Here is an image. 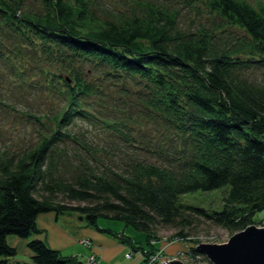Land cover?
Listing matches in <instances>:
<instances>
[{
    "label": "trees",
    "instance_id": "16d2710c",
    "mask_svg": "<svg viewBox=\"0 0 264 264\" xmlns=\"http://www.w3.org/2000/svg\"><path fill=\"white\" fill-rule=\"evenodd\" d=\"M203 4L214 14L212 21L185 32L178 27L179 9L169 1H145L141 12L112 22L99 17L87 0H43L35 12L27 11L23 0H0V41L15 33L28 49V41L44 42V57L55 66L49 76L63 81L49 90L56 106L43 115L25 111L50 121L38 140L15 153L0 151V264H29L13 259L9 235L27 239L33 264H82L30 237L41 232L35 222L39 213L77 212L86 225L119 234L146 260L158 248L159 227L176 229L171 236L189 244L185 251L201 254L189 237L200 224L233 233L264 208V71L262 82L241 73L250 64L264 65V6L245 0ZM225 26L240 28L243 40L223 44L220 39V45L214 31ZM245 46L250 55L241 57ZM105 81L119 87L115 99L102 104L111 107L99 121L113 125L120 105L122 110L135 106L128 114L157 121L170 145L161 161L147 157L145 148L140 159L108 160L117 165L112 167L69 129L77 118L93 122L84 104L103 95ZM67 139L86 156L70 177H56L48 154ZM223 185L228 189L217 211L180 201L184 193ZM99 217L143 232L148 247L136 248L122 232L100 227Z\"/></svg>",
    "mask_w": 264,
    "mask_h": 264
},
{
    "label": "rangeland",
    "instance_id": "374dc122",
    "mask_svg": "<svg viewBox=\"0 0 264 264\" xmlns=\"http://www.w3.org/2000/svg\"><path fill=\"white\" fill-rule=\"evenodd\" d=\"M89 6L96 14L112 22H118L120 17H127L131 14L141 12L142 5L145 1L149 3H162L169 1L173 7L179 9L178 27L185 32L197 30L200 25H207L214 17L213 13H209L203 4L205 0H87ZM254 7L260 3L264 6V0H245ZM43 0H23V7L27 11H41V3ZM141 6V7H140ZM219 37L218 42L223 44H232L238 37L241 41L244 33L240 28L225 26L214 31ZM16 35V36H15ZM220 39L222 40L220 42ZM24 39L15 34H8L0 41V151L15 153L23 149L29 148L39 138V135L49 126L50 121L45 118L36 119L32 115H26L25 111L35 113L46 112L50 106H56L58 100L50 93V89L54 86H61L63 81L57 82L53 76H49L48 71L55 69V66L48 63L44 57V42L35 40L32 44L28 41L30 49L24 43ZM241 57L249 56V48L244 47L239 50ZM48 55V53H47ZM264 65L257 67L250 64L249 67L242 70L243 76L250 80L262 82ZM62 73V72H58ZM85 77V76H84ZM86 79V78H85ZM119 85L110 82H102L103 95L91 96L85 101V108L89 114L94 116L93 122H89L86 118H77L69 125V129L75 133L80 140H86L91 145V150L96 158L102 159L105 163L112 167H117L109 161L115 163L124 161L127 157L140 159L143 156L140 152L143 149L147 157L158 159L161 161V155L170 153L169 143L166 142L165 135L159 129L158 123L151 118H141L139 115H129L128 112L136 110L135 106H128L120 111L113 125H103L99 119L105 117L103 111L110 110L111 106L104 108L103 103H110L115 99L114 93ZM61 91L64 87L60 88ZM113 104H116L113 103ZM37 117V115H34ZM134 117L135 120H132ZM91 118V117H89ZM129 143L135 145V149ZM59 148L52 150L48 154V161L52 165L51 173L56 177H70L80 160H84L86 153L79 145L67 139L59 142ZM156 152H151L155 151ZM8 153V154H9ZM162 153V154H161ZM173 155V154H172ZM148 159V158H147ZM148 159V160H150ZM90 164L97 163L96 160L88 161ZM228 185L201 191L196 190L184 193L180 196V201L193 206H200L208 211H217L222 206V196L226 193ZM60 198V197H59ZM75 203V202H73ZM60 218H64L67 224L73 228L75 223H79V214L77 212L64 211L59 213ZM97 224L101 227H107L112 232L119 233L122 231L124 236H131L134 240V247H148L146 237L143 232L136 230L130 226L124 225L119 220H113L106 217H99ZM84 224V221H82ZM80 225H83V224ZM251 224L256 226L264 225V208L254 214ZM69 228L70 231L73 230ZM176 229L169 227H159L157 230L158 239L155 245L163 251L164 255L180 260L186 263V259L179 256V252H183L188 247V243L171 236ZM232 233L229 230L209 225L207 222L200 224L189 237L197 243H219L224 242ZM119 240V234L113 235ZM19 238V237H18ZM16 236L9 235L8 243L13 242ZM191 244H195L194 242ZM126 250L131 252V258L125 257L120 261L127 264H145L144 256L139 249H135L125 243ZM172 247V248H171ZM176 247V248H173ZM133 249V251H132ZM83 251H87V247L80 244H72L66 249H62L60 253L77 255L82 264H95L87 262V256L83 255ZM133 252V253H132ZM16 258H21L30 262L21 248H17ZM76 256V257H77ZM125 256V255H124ZM162 259V258H161ZM207 259V258H206ZM120 262L118 264H120ZM210 264V262H208ZM206 264V263H200Z\"/></svg>",
    "mask_w": 264,
    "mask_h": 264
},
{
    "label": "crops",
    "instance_id": "0c3cea01",
    "mask_svg": "<svg viewBox=\"0 0 264 264\" xmlns=\"http://www.w3.org/2000/svg\"><path fill=\"white\" fill-rule=\"evenodd\" d=\"M35 222L41 232L36 235H30V237H38L50 248H53L59 252L62 251V249H66L67 247L71 246L72 244L81 243L83 246L87 247V251H83V255L87 256V262H89L90 258L93 257V262L91 263L118 264L123 257L127 259L131 258V256H127L129 251L126 250L125 242L114 238V236L108 233L100 232L93 227L86 225L85 223L83 224L82 220H80L79 223H75V226L71 228L64 218H60L53 211H50L37 214ZM81 223L83 225H80ZM69 228H71L73 232L70 231ZM129 237L133 244L134 240L131 238V236ZM84 239H88L90 243L88 245L83 244L82 240ZM26 241V238L16 237L13 242L9 243L15 247L16 251L19 246V248L22 249V251L31 261L32 254L26 246ZM62 255L74 256V254L66 253H63ZM13 259L23 260L21 258H16V256H14ZM125 262H123V264H127ZM31 264H33L32 261ZM120 264L122 263L120 262Z\"/></svg>",
    "mask_w": 264,
    "mask_h": 264
},
{
    "label": "water",
    "instance_id": "95a60500",
    "mask_svg": "<svg viewBox=\"0 0 264 264\" xmlns=\"http://www.w3.org/2000/svg\"><path fill=\"white\" fill-rule=\"evenodd\" d=\"M195 249L210 264H264V225L249 224L233 232L226 241L198 243ZM164 264H183L178 259L163 261Z\"/></svg>",
    "mask_w": 264,
    "mask_h": 264
},
{
    "label": "built area",
    "instance_id": "2783aa9c",
    "mask_svg": "<svg viewBox=\"0 0 264 264\" xmlns=\"http://www.w3.org/2000/svg\"><path fill=\"white\" fill-rule=\"evenodd\" d=\"M82 243L85 245H88L90 243V241L88 239H84L82 240ZM179 256L182 258L186 259V263L183 262V264H200V263H206L209 264L208 260L206 259V257L203 254H188V252L183 251V252H179ZM131 252L127 253V256H130ZM162 258V259H161ZM206 261H202V259H204ZM172 259L171 257H168L166 255H164L163 251L160 249H156L154 252H151L150 254L147 255V259H146V263L145 264H164L163 261H167ZM175 259V258H173ZM89 262H93V257L90 258Z\"/></svg>",
    "mask_w": 264,
    "mask_h": 264
}]
</instances>
